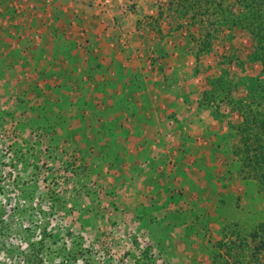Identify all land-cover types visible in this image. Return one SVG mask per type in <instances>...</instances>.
I'll return each instance as SVG.
<instances>
[{"label": "crops", "instance_id": "1", "mask_svg": "<svg viewBox=\"0 0 264 264\" xmlns=\"http://www.w3.org/2000/svg\"><path fill=\"white\" fill-rule=\"evenodd\" d=\"M82 1L0 0V90L39 97L52 140L75 149L89 167L86 176L130 215L155 207L156 219L183 207L188 227L197 216L212 224L216 198L227 206L245 170L238 158L232 169L222 167L226 155L212 143L220 150L236 139L217 141L211 133L229 134L240 122L233 105L246 91L239 80L264 77L260 62L247 55L258 39L240 25L243 8L234 5L233 24L218 14L187 13L183 0H112L109 12H102V0ZM84 180L80 174L76 184ZM176 256L184 263L202 258ZM210 263L206 255L198 264Z\"/></svg>", "mask_w": 264, "mask_h": 264}, {"label": "rangeland", "instance_id": "2", "mask_svg": "<svg viewBox=\"0 0 264 264\" xmlns=\"http://www.w3.org/2000/svg\"><path fill=\"white\" fill-rule=\"evenodd\" d=\"M111 6H101L102 12ZM15 90H0V264H198L206 255L210 264H264V189L256 179L244 177L239 193L227 196V206L216 198L212 224L198 222V211L190 210L197 222L188 227L183 207L156 219L157 208L138 207L134 217L117 199L112 202V193L101 190L97 178L86 176L88 165L75 149L52 140L39 97L31 101L18 93L24 89ZM213 111L223 121L222 110ZM212 133L217 141L226 135L232 140L221 129L222 135ZM212 146L226 155L222 167L232 169L238 157L231 144L217 145L220 150ZM80 174L86 179L82 185L76 184ZM179 228L184 239H178ZM170 231L173 241L167 239ZM176 252H200L202 258L184 263Z\"/></svg>", "mask_w": 264, "mask_h": 264}, {"label": "trees", "instance_id": "3", "mask_svg": "<svg viewBox=\"0 0 264 264\" xmlns=\"http://www.w3.org/2000/svg\"><path fill=\"white\" fill-rule=\"evenodd\" d=\"M183 1L186 4L184 11L187 13L193 10L194 15H200V17L207 14H219V16H226L227 21L232 20L233 24H236L235 17H232L234 5L242 7V13L237 15L238 19H242L240 25L258 39L249 59L260 62L264 76V0H235L232 5L226 4V0ZM239 86L246 92L233 105L240 115V122L229 126L228 129L229 135L236 139L232 146L233 153L237 155L241 169L245 170V177L256 179L264 189V77L263 79L243 78L239 80ZM228 100L233 104L232 98ZM263 243L264 239L260 245L261 248L264 247Z\"/></svg>", "mask_w": 264, "mask_h": 264}, {"label": "built area", "instance_id": "4", "mask_svg": "<svg viewBox=\"0 0 264 264\" xmlns=\"http://www.w3.org/2000/svg\"><path fill=\"white\" fill-rule=\"evenodd\" d=\"M112 0H102V6H109Z\"/></svg>", "mask_w": 264, "mask_h": 264}]
</instances>
